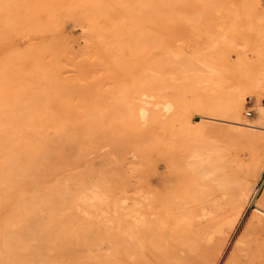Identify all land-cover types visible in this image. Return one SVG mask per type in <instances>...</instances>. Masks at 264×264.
Segmentation results:
<instances>
[{"label": "rangeland", "instance_id": "374dc122", "mask_svg": "<svg viewBox=\"0 0 264 264\" xmlns=\"http://www.w3.org/2000/svg\"><path fill=\"white\" fill-rule=\"evenodd\" d=\"M263 52L264 0H0V264H264Z\"/></svg>", "mask_w": 264, "mask_h": 264}, {"label": "bare ground", "instance_id": "6f19581e", "mask_svg": "<svg viewBox=\"0 0 264 264\" xmlns=\"http://www.w3.org/2000/svg\"><path fill=\"white\" fill-rule=\"evenodd\" d=\"M24 5H25V3H23ZM26 20H28L29 21V19H27V18H25ZM24 19V20H25ZM15 22H17V21H15ZM19 22V21H18ZM17 22V23H18ZM24 24V23H23ZM25 24H26V21H25ZM28 24V23H27ZM30 24V23H29ZM65 28V27H64ZM261 43H263V42H261ZM258 44H260V42L258 43ZM261 45V44H260ZM263 45V44H262ZM258 47V46H257ZM248 49H251V47H249ZM262 49V48H261ZM256 50V49H255ZM38 52V51H37ZM250 52H252V53H254L253 52V50H250ZM257 52H260V51H256V53ZM261 53V52H260ZM259 54V53H258ZM262 54H264V52L262 53ZM262 54H260V55H262ZM261 57V56H260ZM262 59H263V57H261ZM262 67V66H261ZM213 70V69H212ZM262 74L264 75V70L262 71ZM251 78V77H250ZM250 78H249V80H250ZM256 79V78H255ZM247 80V79H246ZM251 80H252V78H251ZM246 83H247V81H245ZM245 83V84H246ZM248 87H250L251 89H261V90H264V81L263 80H261L260 78L259 79H256V81H252V82H250L249 81V83H248ZM234 91H235V89H234ZM263 92V91H262ZM230 93H232V92H230ZM259 93H261L260 91H259ZM264 93V92H263ZM262 93V94H263ZM230 95V94H229ZM231 96V99H232V95H230ZM234 97H233V99L232 100H230V98H229V100H230V106L228 105V107H229V110H230V113H229V115L230 116H232L233 118H231V119H233L232 121H234V122H236V124L237 123H239V124H241V125H244L245 127H247V128H260V127H264V104H261L260 102H259V100L257 101V102H255L253 105H252V107L255 109V112H256V116L254 117V118H252L251 117V115H250V117L251 118H247V119H244L243 118V116H244V114L242 115V105H243V99H245L244 97V90H242L241 88L240 89H238L237 90V93L235 94V95H233ZM7 100V99H6ZM3 101V100H2ZM4 102H6V101H4ZM4 102H2V104L4 103ZM47 102H49L48 100H47ZM8 103H10V102H8ZM8 103L6 104V105H8ZM44 103V102H43ZM35 104H37V103H34V106H35ZM46 104V103H45ZM45 104H44V106H45ZM227 104H229V103H227ZM38 105H40V104H37V106ZM48 105H49V103H48ZM33 106V107H34ZM37 106H35V107H37ZM29 107V110L31 111V108H30V106H28ZM32 107V106H31ZM40 107V106H39ZM4 108V107H3ZM2 108V109H3ZM67 108V106L64 108V112H65V109ZM2 109H1V111H2ZM27 109V108H26ZM33 109H35V108H32V110ZM48 109V108H47ZM244 109V108H243ZM23 110V109H22ZM228 110V111H229ZM1 111H0V113H1ZM3 112V111H2ZM25 112H28L29 113V111L27 110V111H24V114L26 115L27 113H25ZM33 112V111H32ZM36 112V111H35ZM35 112H34V114H35ZM37 113V112H36ZM2 114V113H1ZM1 114H0V116H1ZM40 114V113H39ZM66 114L68 115V112H66ZM57 115H59V114H57ZM66 115V116H67ZM26 116H28V114L26 115ZM32 115L30 114L29 115V119H30V117H31ZM36 116H38V115H36ZM60 116H62V114L60 115ZM93 116V115H92ZM253 116V115H252ZM40 116H38L37 118H39ZM204 117V116H203ZM28 118V117H27ZM32 118H33V116H32ZM34 118H36V117H34ZM64 117H62V119H63ZM90 118H93V117H90ZM2 119V118H1ZM0 119V120H1ZM58 119V118H57ZM95 120H96V118H94ZM93 119V120H94ZM3 120H4V118H3ZM33 120V119H32ZM31 120V121H32ZM56 120V119H55ZM64 120V119H63ZM94 120V121H95ZM6 121V120H5ZM99 120H96V122H98ZM1 122V121H0ZM3 122V121H2ZM35 122V121H34ZM59 123L61 122L60 120L58 121ZM63 122V121H62ZM65 122V121H64ZM28 123V122H27ZM33 123V122H32ZM37 123H38V121H37ZM37 123H35V124H37ZM58 123V124H59ZM101 123V122H100ZM100 123L98 122L97 124L98 125H100ZM2 124V123H1ZM9 124V123H8ZM8 124H6V125H8ZM29 124V123H28ZM66 124V123H65ZM65 124H64V126H65ZM2 125H5V124H2ZM30 125V124H29ZM32 125V124H31ZM93 125H95V124H93ZM92 125V126H93ZM98 125H96V126H98ZM10 126V125H9ZM8 126V127H9ZM38 126V125H37ZM101 126V125H100ZM6 127V126H5ZM13 127V126H12ZM59 127H62L61 125L59 126ZM99 127V126H98ZM97 127V128H98ZM64 128V127H63ZM96 128V127H95ZM101 128V127H100ZM99 128V129H100ZM2 129H4L3 127H2ZM6 129H8L7 127H6ZM94 129V128H93ZM98 129V130H99ZM9 130V129H8ZM21 130V129H20ZM7 131V130H6ZM11 131V130H10ZM16 131V130H15ZM14 131V132H15ZM22 131V130H21ZM244 132V131H243ZM248 132V131H247ZM245 133H246V131H245ZM5 134V133H4ZM7 134H8V131H7ZM6 134V135H7ZM10 134V133H9ZM9 134L7 135V137L9 136ZM15 134V133H14ZM6 135L4 136V137H6ZM19 134H17V136H18ZM24 135V134H23ZM246 135H248V134H246ZM20 136V135H19ZM1 138V139H5V138ZM13 138V137H12ZM15 138V137H14ZM18 138V137H17ZM17 138H15V139H17ZM22 138V137H21ZM19 139V138H18ZM9 141H11V136H10V140ZM9 141H8V143H9ZM13 141V140H12ZM35 141V140H34ZM6 142H7V139H6ZM30 143V142H29ZM34 143V142H33ZM37 143V142H36ZM24 144V143H23ZM38 144V143H37ZM37 144H35V146L34 147H36L37 146ZM40 144V143H39ZM38 144V145H39ZM29 145H32V142H31V144H29ZM26 146V145H25ZM33 147V148H34ZM40 147H41V145H40ZM25 148V147H24ZM36 150H40V148H37ZM255 154V153H254ZM258 156V155H257ZM253 157H255V156H253ZM259 157V156H258ZM264 159V158H263ZM260 161H259V159H254V158H250L249 160H247V162H246V164H245V166H244V170H243V172H240L239 174H238V177L236 178V179H234V181H233V188H234V194H233V196L236 198V200L238 201V206H237V210L235 211L236 212V220L239 218V216L241 215V213L243 212V210H244V208H245V205H246V202H249V200H250V198H251V195H252V192L253 191H255V189H256V184H257V180H258V176L260 175V173H261V171H262V166H261V164L262 163H259ZM228 176V175H227ZM226 176V179H228V177ZM222 178H224V177H222ZM218 179H221V178H218ZM231 180L233 179V178H230ZM229 179V180H230ZM228 180V181H229ZM225 182V181H224ZM232 182V181H231ZM229 183V184H232V183ZM218 183H222L223 184V182H218ZM216 185H217V183H216ZM219 185V184H218ZM217 185V186H218ZM219 186H221V185H219ZM218 186V187H219ZM223 186V185H222ZM225 187V186H224ZM227 187H225L224 189H226ZM218 189H220V188H218ZM222 190V189H221ZM263 199H264V197H263ZM262 199V200H263ZM260 201V204L258 205V204H256V202L258 201V200H256V202H254V204L255 205H257V206H259V207H264V202L263 201ZM72 202H73V199H72ZM248 205V204H247ZM256 206V207H257ZM263 216V215H262ZM264 217V216H263ZM250 222V221H249ZM255 222V221H254ZM248 224H250V223H248ZM260 224V223H259ZM252 226H254V224L252 225ZM262 229V228H261ZM221 257V256H220Z\"/></svg>", "mask_w": 264, "mask_h": 264}, {"label": "built area", "instance_id": "2783aa9c", "mask_svg": "<svg viewBox=\"0 0 264 264\" xmlns=\"http://www.w3.org/2000/svg\"><path fill=\"white\" fill-rule=\"evenodd\" d=\"M247 114H248V115H252V114H253V110H251V109L248 110V111H247Z\"/></svg>", "mask_w": 264, "mask_h": 264}]
</instances>
